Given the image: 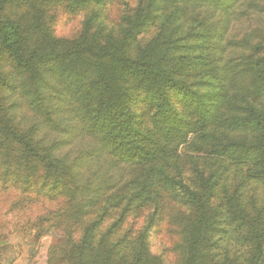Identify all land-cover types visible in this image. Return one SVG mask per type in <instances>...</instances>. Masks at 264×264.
<instances>
[{
  "label": "trees",
  "instance_id": "16d2710c",
  "mask_svg": "<svg viewBox=\"0 0 264 264\" xmlns=\"http://www.w3.org/2000/svg\"><path fill=\"white\" fill-rule=\"evenodd\" d=\"M15 1L0 0V55L11 65L8 71L0 69V172L24 176L27 188L49 200L65 199L69 208L61 221L67 217L79 222L115 197H104L105 191L115 188L110 176H106L107 182H100L102 179H91L82 170L88 158L104 155L111 165L140 172L127 182L128 193H134L143 178L153 185L159 184V178L163 185L180 188L179 199L189 208L181 225L183 264H221L210 252L219 230L228 235L227 241L236 240L242 250L245 260L236 264H264L260 214L249 215L242 205L233 203L226 207L228 227L222 228L221 215L203 190V178L196 191L183 184L182 177L166 182L169 174L162 166L180 147L217 140L215 132L227 116L230 102H236L239 110L230 107L234 108L230 111L236 117V131L257 133V139L225 145L211 142L212 153L239 164L253 163L264 181V27H250L236 36L231 33V26L238 22L237 9L247 0H169L182 17L204 28L197 37L202 39V55H174L151 46L134 59L121 54L122 44L102 47L112 50L91 57L90 49L97 46L37 40L21 22L4 17L6 7ZM261 3L254 4L259 16L264 15V0ZM177 48L195 49L187 44L174 50ZM202 64L215 87L211 91L193 81ZM5 93L18 95L49 130L64 133L66 123L75 122L81 135L91 141V149L69 160L60 151L61 141L39 136V124L16 126ZM142 199L135 195L127 203ZM109 206L104 209L106 214ZM98 221L103 223L101 218L92 221L76 241H69L64 264H154L144 249L132 246L130 253L120 255L114 245L97 242Z\"/></svg>",
  "mask_w": 264,
  "mask_h": 264
},
{
  "label": "rangeland",
  "instance_id": "374dc122",
  "mask_svg": "<svg viewBox=\"0 0 264 264\" xmlns=\"http://www.w3.org/2000/svg\"><path fill=\"white\" fill-rule=\"evenodd\" d=\"M261 2L247 0L238 7V22L231 26L234 36L243 34L250 27H264V15L259 16L254 8V4ZM3 15L21 22L31 34L36 35L37 40L44 38L68 45L82 42L86 47L97 46L90 49L91 57L105 55L112 49L101 48L113 44H122L124 51L121 54L131 59L153 48L151 46L174 55L200 56L203 53L202 39L197 37L204 33V28L199 22L182 17L177 6L169 0H16L6 7ZM186 44L197 47L192 51L174 50V47ZM0 69H11L10 63L1 55ZM194 74L195 83L204 84L210 91L215 89L209 75L207 78L204 74V64L197 67ZM5 97L7 105L12 107L9 112L16 126L27 128L39 124V136L43 135L50 142L61 141L64 146L60 151L69 160L84 156L91 149V141L81 135L75 122L69 120L64 133L49 130L18 95L5 93ZM231 106L239 110L236 102H230L227 116L215 132L217 140L212 139L210 144L180 147L175 157L162 164L169 174L166 182L175 176L182 177L183 184L196 190L203 178V190L221 215L218 219L222 228L228 227L229 223L225 216L226 207L236 202L244 207L245 213L260 214L264 222V181L255 173L253 163L239 164L216 156L210 146L211 142L216 145L223 142L225 145L233 140L251 142L257 139V133L243 129L236 131V117L230 111L234 109H230ZM137 110L140 111L139 108ZM111 162L104 155L91 156L83 162L82 170L91 179L96 177L98 181L102 179L100 182H107V175L112 178L115 188L105 191L104 197L110 194L115 197L79 222L69 221L67 217L61 221L63 212L69 208L65 199L49 200L27 188L24 176H4L0 172V255L8 249H24L23 264H64L62 257L69 251V241H76L92 221L101 218L103 223L98 221L94 239L103 241L105 247L114 245V249L124 255L136 246L144 249L154 264H183L186 256L181 225L189 215V208L179 199L182 195L180 188L163 185L159 178L158 185L143 178L138 182V189L128 193L127 182L135 180L140 172L134 173L126 166L111 165ZM135 195H142L145 200L127 203ZM107 206L106 214L104 209ZM217 234L216 246L210 252L216 255V259H221V264L245 260L236 240L227 241L228 235L222 230ZM0 260L3 262L4 259L0 256Z\"/></svg>",
  "mask_w": 264,
  "mask_h": 264
},
{
  "label": "crops",
  "instance_id": "0c3cea01",
  "mask_svg": "<svg viewBox=\"0 0 264 264\" xmlns=\"http://www.w3.org/2000/svg\"><path fill=\"white\" fill-rule=\"evenodd\" d=\"M4 252L3 255H0L1 259H4L3 262L0 260V264H23L26 255L24 249H8Z\"/></svg>",
  "mask_w": 264,
  "mask_h": 264
}]
</instances>
